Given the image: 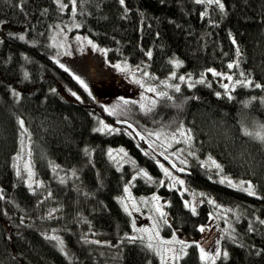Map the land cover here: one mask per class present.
Returning <instances> with one entry per match:
<instances>
[{"label": "trees", "instance_id": "trees-1", "mask_svg": "<svg viewBox=\"0 0 264 264\" xmlns=\"http://www.w3.org/2000/svg\"><path fill=\"white\" fill-rule=\"evenodd\" d=\"M58 1L68 9L63 11ZM220 2L223 11L212 15L204 0H125L123 6L119 0H75L74 16L83 34L108 49L109 60L130 65L149 61L157 80L176 74L181 90L169 92L172 101L159 99L152 111L127 114L126 121L144 135L171 133L180 124L191 129L193 155L182 154L186 165L172 156L177 167L186 168L173 171L190 187L231 207L238 218L235 239L221 240L228 256L215 264H264V87L236 85L228 99L223 80L209 76L191 88L179 81L182 75L196 81L201 73L216 69L234 79L243 71L253 85L264 86V0ZM72 8V0H0V264H158L144 239L126 238L133 236V218L121 197L137 169L145 170L153 182L137 177L133 192L166 201V234L191 241L179 264H204L192 242L208 224L209 206L201 205L193 215L178 191L158 183L163 171L156 159L144 154L149 150L144 140L124 127L115 134L94 131L101 116L98 104L62 96V83L74 87L72 71L54 59L51 37L57 24L70 20ZM149 50L151 59L145 54ZM228 63L239 68L229 70ZM15 89L21 94L14 95ZM23 131L29 136L36 176L43 181L34 190L15 166ZM180 147L186 145H173L168 152ZM117 148L128 154L120 162L107 154ZM225 176L236 186L221 183ZM241 181L250 182L255 195L242 190ZM88 230L95 233L90 242L83 238ZM46 235L60 238L63 251Z\"/></svg>", "mask_w": 264, "mask_h": 264}, {"label": "rangeland", "instance_id": "rangeland-1", "mask_svg": "<svg viewBox=\"0 0 264 264\" xmlns=\"http://www.w3.org/2000/svg\"><path fill=\"white\" fill-rule=\"evenodd\" d=\"M204 1L208 3V0H204ZM58 3L60 4V6L64 5L61 1H58ZM73 6L75 7V12H76V5ZM61 8L63 11L68 9L63 7ZM208 10L213 15L219 11V7L215 3H208ZM76 25H79V23L76 20L75 16L73 15V10H72V15L70 20L67 21L66 23L61 22L57 24L55 26V30L53 31V35L51 37V46L55 50L54 59L58 61V63H60V67L61 65H63V68H67L68 70L72 71L70 79L72 80L74 87L66 83H62L61 94L63 97H65L70 101L85 103L87 100H92L95 103H97L101 110L100 111L101 116L98 119V127L101 126L100 121H103L105 125H108L112 128L124 127L126 129L128 128L127 125L129 124L126 121L127 114H134L136 112L137 113L139 112L141 114L146 113L147 105L150 99L154 98V94L150 92H145V89L142 88L140 84L136 83V80H140L141 83L145 85V87L152 86L157 88L158 91L163 90V91H167L168 93L174 89L164 88L163 87L164 84L179 85V82H177L178 79L176 80L170 79V77L164 80H159V79L157 80L156 78L148 79L143 76L142 72L136 71L137 66H140L141 69L147 71L150 74L149 61H144L138 65H130L127 63V67L130 71H121L120 69L116 68L115 65H123L125 62H113L109 60L108 49L101 47L90 37L83 34L80 30V26L76 27ZM77 37L83 38L82 41L77 40ZM89 40L92 41V43L97 46L96 50H94L87 43V41ZM100 49L107 50L106 54L101 52ZM216 71L224 73L219 70ZM132 73L135 74L133 75ZM224 74L227 75L230 73L225 72ZM74 75L79 76L86 82L88 86L87 90H85V88L81 86V84L77 81V79L74 78ZM209 76H211L214 79H217L216 81L222 82V79L220 77H213L211 72L205 75L204 77L205 81H207ZM235 80L236 79H234L233 82ZM223 82L224 84H229V82L226 79H223ZM229 87L231 88L232 85L229 84ZM21 92H22L21 90H17V89L14 90V93L21 94ZM73 93H75L76 95L74 96ZM77 96L80 99H77L76 98ZM142 96L145 97V99H142ZM124 100H127L130 103L124 104L123 103ZM132 101H135L136 103H131ZM141 104H144L146 106L145 110L141 109L140 106ZM106 109L112 110V114H110L109 111H106ZM104 115L110 117L113 123L112 124L107 123L105 118L103 117ZM140 118L141 120L148 119V118H144L143 116H140ZM117 121H120V123H118ZM158 132L162 133V136H160L159 140H157L155 136L152 137L154 146L156 145L157 141L163 142L165 145H167L168 141L164 135L167 134V132L164 131H158ZM256 136H259V134H256ZM21 142H22L21 150L16 156V160H15V166L17 172L19 171L20 176L23 177L24 182L26 183V185H28L27 183L28 171L30 170L33 173V189L41 188L43 186V181L38 179L36 176L35 168L33 167L32 164L30 140L26 131H23ZM176 144H180L181 146L185 145L183 143H172L171 146ZM118 149L121 148H117L113 150H118ZM179 149H181V147ZM157 151L159 153L160 150L157 149ZM160 158H163L167 162L168 166L164 162H162ZM123 159L124 156L121 153L117 157V160L115 162H120ZM155 159L159 161L158 165L162 163L165 168H168L169 171L172 173L173 177H175L178 180L184 181L183 186L179 184H175L174 187H172L171 189L165 186L167 189L176 190L180 195L181 192H183V195L181 196L184 198V201L187 200L191 204H194L196 208V213L201 205L206 204L209 206L211 212H210L208 224L204 226L206 230L204 232H201V236L196 242L199 243L200 246L203 247L207 252L211 253L212 250L217 247V241H219V247L222 256L223 249L221 248V240L225 236H230L233 238L235 234V226L238 218L236 214L233 212L232 208L221 205L209 193L199 191L190 187L181 176H179L173 171V170L175 171L177 170L172 167V164L169 163V161L166 160L163 155L158 154ZM176 168L179 167L176 166ZM59 173L62 174L61 171ZM70 176H75V175H72L71 173ZM162 179L164 180L165 185L172 184V180L165 177L164 173ZM228 180L231 179L227 177V179H225V182L223 184L224 185L226 184L231 187V185L228 184ZM35 181H39L41 186L37 188ZM233 184L234 182L232 181V185ZM128 186H129L130 198L125 200L123 206L125 208V204H127L128 210L132 213L131 216L133 220H135V227L137 230L141 228L148 230L145 232L133 230L132 235L138 237V239L139 238L141 239L142 237V239H144L147 242V244L151 243L153 245L152 250L154 251L155 255L158 257V261H159L158 264H161L162 257L167 258L172 255V253L168 251L169 249H176L177 251H179L181 245L176 241L183 240L185 243L190 244L191 242L190 240L181 236L178 233H174L176 236V241H173V234L170 236L166 234L164 230L166 224L162 223L159 214L155 211V206L153 205V203L145 204L142 202V198L146 200H150L152 196L138 197L133 192L132 186L131 185ZM208 199L214 201L215 205H217L218 207H214L212 204L207 203ZM159 205L162 207L163 212L166 213L167 216L166 201L160 198ZM187 208L190 210V207ZM154 224L158 225V227L155 230H153ZM157 232H158V236L156 235ZM93 234L95 233L92 232L91 230H88L83 234V238L86 241L90 242L91 240H94ZM166 241H171V243H165ZM157 252H159V255H157ZM184 255L185 254H180V258L178 260L170 261V264H179L181 258ZM210 262L212 261L209 260L208 263Z\"/></svg>", "mask_w": 264, "mask_h": 264}, {"label": "snow or ice", "instance_id": "snow-or-ice-1", "mask_svg": "<svg viewBox=\"0 0 264 264\" xmlns=\"http://www.w3.org/2000/svg\"><path fill=\"white\" fill-rule=\"evenodd\" d=\"M72 2H73V5H75V0H72ZM195 2L196 3H201V0H195ZM119 3L123 6L124 3H125V0H119ZM208 3H215L216 5H218V7H219V9L221 11H223V9H224V5L220 2V0H208ZM67 6L68 5H66V4L65 5H61V7H63V8H67ZM45 11H47V10H45ZM125 11H127V9H125ZM73 15H75V7L74 6H73ZM202 16H203V13H202ZM57 27H59V26H57ZM76 27H79V25H76ZM18 38L23 40L24 36L20 35ZM82 39L83 38L77 37V40L82 41ZM87 43L94 50L97 49V46L95 44H93L92 41L89 40V41H87ZM233 44H235V40H233ZM100 51L103 52L104 54H106V52H107V50H104V49H100ZM145 54H146V56L149 59H151V57H152L151 50L147 51ZM236 55L237 56L240 55L239 48H237V50H236ZM57 63H58V61H57ZM170 63H172L176 67L180 66V62L177 61V60H171ZM234 66L239 68V64L238 63H235V64L234 63H228L227 64V68L229 70L233 69ZM61 67H63V65H61ZM115 67L120 69L121 71H130L128 69V67H127V63L126 62L123 65H115ZM65 71H68V69L65 68ZM136 71L137 72H142L143 76L145 78L155 79V77L150 76V74L147 71H144L143 69H141L140 66H137ZM208 71L211 72L213 77H220L222 80L226 79L229 82V84L232 85L231 89L229 87V84H223L222 85V87L225 90V94H228V99H232V96L230 95V91H234L236 85H240L242 87L254 86L255 88L264 87V86H262L259 83H256V84L253 85V81L249 78L250 74H246L243 71H241L239 73V78H237L234 82H233L234 78H233L232 74L225 75L224 73L218 72V71H216L214 69H208ZM132 74L134 75L135 73H132ZM204 75H205L204 73H201L200 79H198L196 81H192L190 76L188 78H186L185 76L182 75V76L179 77V81H180V83H187L188 87L191 88L196 83L204 84L205 83ZM74 78L77 79V81L81 84L82 87L85 88V90H87L88 86H87L86 82L82 78H80L79 76H75V75H74ZM170 79H176V74L172 73V75L170 76ZM136 83L140 84V86L145 89V92H150V93L154 94V98H151L149 103H148V105H147V108H146L147 111H152V109L155 107V105L157 104L159 99H166L168 101H172L173 100V97L171 95H169V93L167 91H163V90L158 91L157 88L152 87V86L145 87V85L143 83H141L140 80H136ZM163 87L164 88H173L174 91L177 92V93H179L180 90H181L180 86L178 84L177 85L164 84ZM53 91H55V90H53ZM14 95L18 96L19 93H14ZM73 95L75 96L76 94L73 93ZM217 95L219 96L220 93H217ZM76 98L80 99L78 96ZM142 99H145V97L142 96ZM123 103L124 104H128L130 102L127 101V100H124ZM131 103H136V102L132 101ZM140 106H141L142 110H145L146 106L144 104H141ZM175 107L179 108L180 105L179 104H175ZM106 111H109V113L112 114V110L106 109ZM117 122L120 123V121H117ZM19 124H20V127L23 129L24 128V122L21 120V121H19ZM100 125L101 126L96 128V129H94V131L105 133V134H115V133H119V132L122 131V129L112 128V127H110L108 125H105L103 123V121H100ZM127 127L129 129H132V132L129 133V135H133L134 134L136 137H139L140 140H144L145 143L148 144L149 150L144 152V154L146 156H149L150 158L155 159L158 154L159 155H163L164 158L166 160H168L169 163L172 164V167L175 168L177 171H179V172L186 171V168H176V164H175V162H173L171 157L175 156L177 159H180L182 154L184 152H186V151L188 152L189 155H193V152L189 151V149L192 147V140H193L191 129H185L184 125L180 124L171 133L164 134L165 138L168 141L167 145H165L163 142H161V144L154 146V142L152 140V137L155 136L156 139L159 140L160 136L162 135V133L149 131V132H147V135H144L141 132L136 131V129L133 128L132 124H128ZM262 139H264V137H262ZM172 143H183V144L186 145V147L185 148H181V149H177L176 152H174V153H169L168 152V148L171 147ZM157 149L160 150L159 153H158ZM85 152L87 153L88 150L85 149ZM121 153L123 154L124 157H127V155H128L124 151V149H122V148L118 149V150L109 149L107 154H108V156H109V158L111 160L116 161L117 157ZM157 163H159V161H157ZM180 163L186 165L187 161L184 160V159H180ZM212 163L215 165V167L217 169H221V166L219 164H216L215 161H213ZM122 166H123L122 164L119 165V167H122ZM159 166H160L161 170L163 171L164 176L169 178L170 180H172V184L165 185V182L162 179V180L158 181L160 186H162V187L166 186V187H169V189H171L172 187H174L175 184H179L181 186L184 185V181L183 180H178L175 177H173L172 173L169 171V169L165 168L162 163L159 164ZM119 167H118V170H119ZM17 175L18 176L20 175L19 171L17 172ZM72 175H75V172H73ZM137 177L144 178L146 180V182H148V183L153 182L152 177L149 176L148 173L145 170L137 169L136 170V175L131 177V179L127 182V184L125 185V187L123 189L124 196L121 197V203H124L125 200L130 198L129 186L128 185H132L133 181H135L137 179ZM225 179H227V177L222 178L220 180V182L224 183ZM61 182L62 183L64 182L63 178H61ZM27 183H28L29 189L30 190H34L33 189V173L30 170L28 171V181H27ZM245 183H247V185H248L247 188L243 187V185ZM35 184H36L37 188L41 186L39 181H35ZM228 184L233 186V187L236 186V185H232V181L231 180H228ZM239 187L242 190L246 191L248 193V195H255V193L252 190V184L250 182L241 181ZM50 195L51 194L49 193V196ZM181 195H183V192H181ZM201 195H203V194H201ZM0 199H3L2 195H0ZM159 201H160V197H158L156 195H153L150 198V200H146V199L142 198V202L145 203V204L153 203V205L155 206V211L159 214L162 223L168 224L169 222H168L166 213L163 212L162 207L159 205ZM207 203L212 204L214 207H218L217 205H215L214 201H212L211 199H208ZM184 204H185V207H190V210L192 211L193 215L196 214V208H195L194 204H191L187 200L184 201ZM125 211H129L127 204H125ZM53 214H54L53 211L50 210L49 211V217L53 216ZM129 215H132V213L130 211H129ZM260 223H264V221H260ZM157 227H158V225L154 224L153 225V230H155ZM133 230L134 231H140V232L148 231L147 229H143V228L137 230L136 227H135V220H133ZM205 230L206 229L203 226H201L199 228L200 232H204ZM253 230H254L253 226L250 223L248 231L251 232ZM225 231H227V230H225ZM156 235L158 236V232L156 233ZM45 238L49 239V240L57 241V243L59 245H61V250L63 251V248H62L63 241L59 240V238L57 236L46 235ZM126 238L130 242H135V240L138 239V237H136V236H128ZM141 239H142V237H141ZM233 239H235V238L233 237ZM173 241H176L175 234H173ZM176 242L181 245V248L179 249V251H177L176 249H169L168 251L171 252L172 255L167 257V258L162 257L161 258V264H170V261L178 260L180 258V254H186V251H185L186 248L191 246L190 244L185 243L183 240H179V241H176ZM92 243H99V242L92 241ZM165 243H171V241H166ZM192 243H194L195 246L199 249L200 259H201L202 262H204V264H207V262L209 260L212 261V264H215V260L220 258V256H221V250H220V247H219V241H217V247L215 249H213L211 253L207 252L203 247L200 246L199 243H197V242H192ZM152 247H153V245L151 243H149L147 245V248H149V249H152ZM257 254H259V251L257 252ZM157 255H159V252H157ZM223 256L225 257V259L227 258V256H228L227 251L223 252Z\"/></svg>", "mask_w": 264, "mask_h": 264}]
</instances>
